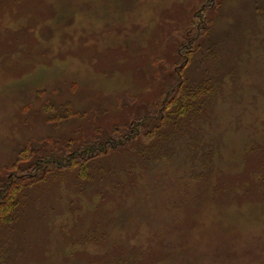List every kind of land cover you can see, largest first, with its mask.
I'll use <instances>...</instances> for the list:
<instances>
[{
  "label": "rangeland",
  "instance_id": "rangeland-1",
  "mask_svg": "<svg viewBox=\"0 0 264 264\" xmlns=\"http://www.w3.org/2000/svg\"><path fill=\"white\" fill-rule=\"evenodd\" d=\"M0 186V264H264V0H0Z\"/></svg>",
  "mask_w": 264,
  "mask_h": 264
},
{
  "label": "trees",
  "instance_id": "trees-1",
  "mask_svg": "<svg viewBox=\"0 0 264 264\" xmlns=\"http://www.w3.org/2000/svg\"><path fill=\"white\" fill-rule=\"evenodd\" d=\"M181 83H183V86H184V91H183L182 94H180V96H181L180 98L182 100H183V96L184 95H185V97L186 96H190L191 97V96H195L196 95L195 93L197 91H194V89H192V87L190 85V82H189V79L186 78V79L182 80ZM96 149H99V148L96 147ZM103 149L104 148L101 147L99 150L102 152ZM90 152H92V151L85 150V149H82L80 151L78 149L76 152H74V154H66V155H64V157L62 159H60L59 157H55L54 160H53V163L60 164L61 166H63V163H65V165H68V166L74 165V164H79L82 161V159H84V158L86 159V157H90V155L88 154ZM44 160L45 159H42V161H40V160L37 161L38 162L37 165L36 166L35 165L34 166H29L30 168H24V165H21L20 167H18L20 170L23 169V171H26V172H23L21 175L17 174L19 177H17L15 179L14 184L18 186V184H20L19 182L26 175H28L29 177H32L34 175V177H36L39 173L44 174L47 171V169H46L47 166H45V163H43ZM42 165H44V166H43L42 169H40ZM25 167H27V166H25ZM29 169H31V170H29ZM30 171H33V173H35V174H33V173L31 174ZM5 185H6V183H5ZM15 189L16 188H14V190ZM2 190H3L2 186H0V220L9 219V217H10L9 216V211L10 210L8 211V207L6 206L5 202L9 201V197H10L11 194H7V196H9L8 199L6 201H3V200H1V198L4 199L6 197V195H4V198H3V191Z\"/></svg>",
  "mask_w": 264,
  "mask_h": 264
}]
</instances>
